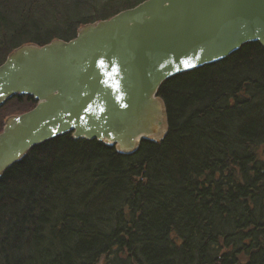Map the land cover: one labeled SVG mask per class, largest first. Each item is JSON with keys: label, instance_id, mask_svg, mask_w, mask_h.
Masks as SVG:
<instances>
[{"label": "trees", "instance_id": "1", "mask_svg": "<svg viewBox=\"0 0 264 264\" xmlns=\"http://www.w3.org/2000/svg\"><path fill=\"white\" fill-rule=\"evenodd\" d=\"M74 1L80 14L60 12L69 27L59 33L34 17L53 18V0H0V64L22 43L73 37L142 0ZM158 95L168 116L159 142L122 154L67 133L3 172L0 264H264V48L244 44ZM12 101L6 115L35 103L15 96L1 114Z\"/></svg>", "mask_w": 264, "mask_h": 264}, {"label": "water", "instance_id": "2", "mask_svg": "<svg viewBox=\"0 0 264 264\" xmlns=\"http://www.w3.org/2000/svg\"><path fill=\"white\" fill-rule=\"evenodd\" d=\"M252 42L264 48V0H143L79 25L68 40L18 45L0 64V107L17 95L35 105L4 119L0 176L33 146L67 133L122 154L161 141V84Z\"/></svg>", "mask_w": 264, "mask_h": 264}, {"label": "rangeland", "instance_id": "3", "mask_svg": "<svg viewBox=\"0 0 264 264\" xmlns=\"http://www.w3.org/2000/svg\"><path fill=\"white\" fill-rule=\"evenodd\" d=\"M16 1H18V0H14V2H16ZM38 1L42 2L43 0H38ZM109 1H113V0H108L107 1L108 3H106V0H99V2L98 3L96 2L95 5H96V7H100L103 4H107V5L109 4L110 5V4H113L114 3V2H109ZM73 2H76V1H74V0H53L54 6L56 5V9L54 8L53 11L52 10L49 11L50 12V15L53 14V18L52 17L51 18L50 17H44L43 16V13H41L42 14L41 16H38V14L35 13L34 14V17L37 19V21L39 23H42V22H45L46 20H49V22L52 24L50 27H53V26L59 27L58 32L59 33H63L62 32V29H66L67 30L68 27H69V24L62 21V17H61L60 12H62L63 14H66L67 15V13L69 11V13L71 12L70 13V16L71 17H78L79 14H80L79 11H76L74 9L72 11V8H73V6L75 4ZM122 4H124V2ZM123 9H125V8H123ZM47 12H48V10H47ZM94 14H95V11L92 9V11L88 10L87 13L84 16H92ZM47 25H50V24H47ZM70 25L71 26L74 25V31H75V29L77 27V25L75 24V22H72ZM71 33L72 32H70L69 34H67V36H69ZM70 38H72V35L69 38H66L65 40H68ZM1 50H3V48H1ZM15 105H16V102L15 101L10 102L9 105H8V107L4 110V113H2V114L3 115L6 114L5 112H7V113L14 112L12 108H14ZM2 114L0 113V119L2 117Z\"/></svg>", "mask_w": 264, "mask_h": 264}, {"label": "flooded vegetation", "instance_id": "4", "mask_svg": "<svg viewBox=\"0 0 264 264\" xmlns=\"http://www.w3.org/2000/svg\"><path fill=\"white\" fill-rule=\"evenodd\" d=\"M34 105H35V103H34ZM5 116H6V114H4V117H5ZM3 119H4V118H3ZM2 127H3V124H2ZM2 127H1V130H2ZM1 130H0V131H1Z\"/></svg>", "mask_w": 264, "mask_h": 264}]
</instances>
